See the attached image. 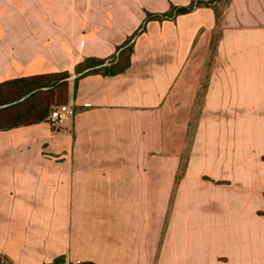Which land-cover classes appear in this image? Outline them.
I'll list each match as a JSON object with an SVG mask.
<instances>
[{
    "label": "crops",
    "instance_id": "0c3cea01",
    "mask_svg": "<svg viewBox=\"0 0 264 264\" xmlns=\"http://www.w3.org/2000/svg\"><path fill=\"white\" fill-rule=\"evenodd\" d=\"M0 4V83L68 71L74 110L0 131V256L264 264V0Z\"/></svg>",
    "mask_w": 264,
    "mask_h": 264
},
{
    "label": "trees",
    "instance_id": "16d2710c",
    "mask_svg": "<svg viewBox=\"0 0 264 264\" xmlns=\"http://www.w3.org/2000/svg\"><path fill=\"white\" fill-rule=\"evenodd\" d=\"M191 9L192 6L180 9L179 12L184 13ZM170 16L171 13L148 14V19H162ZM132 52L133 47L130 42V44L124 45L118 56H114L111 59L86 58L74 70L77 75L74 78V89L76 90L80 78L87 74L115 75L124 72L130 66ZM71 76L72 73L65 71L1 82L0 131L49 121L55 108L69 103ZM182 173L183 169L180 172V176ZM62 262H64V258L60 257L49 264ZM0 263L11 264L7 258L2 256H0ZM78 264L95 263L82 262Z\"/></svg>",
    "mask_w": 264,
    "mask_h": 264
},
{
    "label": "built area",
    "instance_id": "2783aa9c",
    "mask_svg": "<svg viewBox=\"0 0 264 264\" xmlns=\"http://www.w3.org/2000/svg\"><path fill=\"white\" fill-rule=\"evenodd\" d=\"M73 114L74 110L72 106L70 104H64L55 108L52 111L49 122L54 126H59L64 124L68 119H70Z\"/></svg>",
    "mask_w": 264,
    "mask_h": 264
},
{
    "label": "rangeland",
    "instance_id": "374dc122",
    "mask_svg": "<svg viewBox=\"0 0 264 264\" xmlns=\"http://www.w3.org/2000/svg\"><path fill=\"white\" fill-rule=\"evenodd\" d=\"M1 1H6V0H0V2ZM19 1H21V0H19ZM4 5V4H3ZM3 6H1V4H0V20H2V16H5V15H7L8 14V12H7V10L4 8H2ZM1 22V21H0ZM206 84V78H204V80H203V86ZM197 111H199V110H196V114H197ZM190 141V140H189ZM189 145V144H188Z\"/></svg>",
    "mask_w": 264,
    "mask_h": 264
}]
</instances>
